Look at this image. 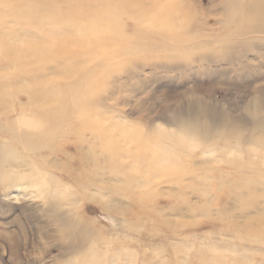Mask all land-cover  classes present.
<instances>
[{
	"label": "rangeland",
	"instance_id": "374dc122",
	"mask_svg": "<svg viewBox=\"0 0 264 264\" xmlns=\"http://www.w3.org/2000/svg\"><path fill=\"white\" fill-rule=\"evenodd\" d=\"M1 1L8 13L3 38L20 47L42 30L73 29L54 15L74 19L100 0ZM143 1L55 61L22 65L0 55V90L7 83L14 91L8 100L0 91V264H82L91 250L97 264H264V148L255 141L264 128L248 112L260 102L264 116V29L228 34L249 0ZM76 21L80 27L71 31L87 34L88 22ZM75 61L82 62L81 88L108 114L111 136L134 132L123 137V149L144 143L155 150L166 142L178 149L176 161L152 174L151 164L138 169L128 157L113 170L102 163L109 153L98 150L94 163L105 167L96 173L85 158L82 141L89 137L74 134L73 116L46 146L28 150L46 107L28 97L27 86L36 85V94L59 89L66 82L62 63ZM50 100L55 107L57 99ZM193 103L212 109L219 138L200 140L183 128ZM53 194L69 199L60 210L71 226L48 214Z\"/></svg>",
	"mask_w": 264,
	"mask_h": 264
},
{
	"label": "bare ground",
	"instance_id": "6f19581e",
	"mask_svg": "<svg viewBox=\"0 0 264 264\" xmlns=\"http://www.w3.org/2000/svg\"><path fill=\"white\" fill-rule=\"evenodd\" d=\"M1 2L7 5L9 4L10 6L13 5L9 3L8 0H3ZM144 3L145 2L143 0H100L96 2L91 8L88 7V9H85L82 7V9L79 10L75 15L74 19L69 14H55L54 17L52 16L55 23L63 24L64 22H72L71 27L73 29L60 28L61 31H57V29L42 30L41 34L34 36V39L26 40L20 47L3 38L5 33L4 26L1 22L4 20L5 15H8V13H3L0 11V55L3 60L9 63L18 62L22 65L28 64L32 61H55L59 56H66L71 53L70 45L73 44V42H76V44L79 46L86 45L92 40L95 33L99 29L108 25L112 26L116 24L119 12H122L126 9H140L144 7ZM238 3L240 2L236 0L235 5H238ZM50 4L55 5V1L51 2ZM164 9L170 10V5H165ZM232 10L233 12H237L238 8L234 6ZM49 11L50 10H48V12ZM15 12L17 11H14V13ZM76 18H84L88 22L87 34L78 35L73 32L75 28L78 30L81 23L77 22ZM16 19L20 21L17 16ZM31 22V20L26 22V25L28 26ZM248 29H250V31L251 29H264V0H249L244 11V17L239 18L234 23V25L228 29V34L233 36L235 32H240L242 30L239 35H244ZM99 54L102 57H106L107 53L100 52ZM62 64L64 65L63 67L66 71L64 74V80L66 82L59 89L48 88L36 94V85L27 86L28 91L31 93L28 97L30 99L38 97L37 99L44 101V105L46 107L44 112L38 113L39 120H36L38 122L42 121L44 123L43 127L37 132V134L34 135L36 136L35 138H31L29 136L31 139H27L28 141L25 145L28 150L40 149L46 146V144H48V142L54 138L56 129L62 128L65 122H67V120L73 116L77 124V127L75 126L73 129L74 134L80 138H82V135H87L89 137L87 140L82 141L87 147L85 158L89 161H93L91 165H93V170L96 173L99 172V169L105 167L103 164H107L113 170L122 169L124 165L126 166V160L128 157H132L135 160L136 165H134V167L138 169H142L148 164H151L150 171L152 174L162 173V171H165L166 169V163H172L176 161L175 159L177 158L178 149H176V147L172 144L165 145L166 142L163 144H160L159 142L156 143L157 147L155 150H152L144 143H138L135 149L132 151L123 149L121 145L122 142L130 140L132 138L131 135H134V132L124 133L121 138V135L119 134H117L118 136H111L110 131L104 127V122L108 118V114H106L104 111L96 110L93 102L94 99L90 96V91L83 90L81 88V80H83L82 76L84 74L79 71V67L82 65V62L75 61L71 64ZM76 73H78L77 76L73 77ZM38 74L40 73H35V76H39ZM1 87L2 88L0 91L2 98L4 100L11 98L14 94V91L7 90L9 88L7 83H4ZM52 97L57 99V105L55 107L49 106V100ZM202 105L197 103L192 104L193 113H189L190 115L185 117L183 121L185 124H182V126L185 130L189 131L193 136H195V138L204 141H214L220 136L216 135V129L213 128L210 123V121L213 119V117H211L213 111L210 109V107H205ZM262 108L263 106L260 104V102L248 105V112L253 113L256 116L259 121L257 124L260 126V128H262V125L264 128V116L262 114H258V110H261ZM196 115L203 116L202 121L196 119ZM59 118L61 119L59 120ZM203 120H207V123H204ZM71 127V124L68 123L64 130ZM262 132V136L256 138L255 141L257 145L264 148V130ZM123 137L125 141L123 140ZM148 140L150 142H155V140L152 139ZM226 142H230V140ZM98 150L100 151L99 154L102 151L109 153V156L106 160H103L104 158H102L103 164L101 166L94 163L97 156L95 152ZM239 177H241V173L239 174ZM35 180L31 183L32 185L37 184V181ZM92 183L93 181L89 179L88 184L92 185ZM238 185L251 186L250 182L246 181H241ZM63 203H70V201L69 199H65L59 195L57 196L53 194L50 197L48 214L61 226L69 227L71 226V222L67 219L68 212L65 213L66 217H63L60 210ZM261 232H264V225L261 228ZM91 233L92 232L90 230H87L84 233L83 241L88 240ZM90 253L91 254L89 255V258H86L82 264L99 263V261L91 258L94 256V254H96V250H91Z\"/></svg>",
	"mask_w": 264,
	"mask_h": 264
}]
</instances>
